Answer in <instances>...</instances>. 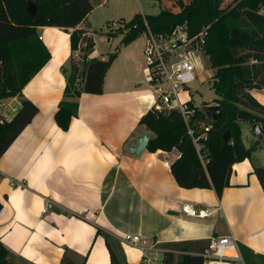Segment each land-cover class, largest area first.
Masks as SVG:
<instances>
[{
  "label": "crops",
  "instance_id": "0c3cea01",
  "mask_svg": "<svg viewBox=\"0 0 264 264\" xmlns=\"http://www.w3.org/2000/svg\"><path fill=\"white\" fill-rule=\"evenodd\" d=\"M87 25L86 17L77 29L93 39L88 59L105 61L114 52L116 57L102 93L75 99L78 113L67 131L59 129L54 115L65 100L72 61H78L70 50L71 31L37 29L50 59L24 86L22 97L38 112L0 158V241L10 264H61L65 259L110 264L109 248L124 264H162L163 244L228 235L264 256V193L253 172L264 168L263 138L252 136L251 125H240L251 155L233 166L220 197L210 189L180 188L170 172L177 150L129 151L143 134L153 137L139 125L154 100L143 72L144 41L139 37L122 45L117 37L114 52L96 55ZM250 95L264 105V89ZM19 108L17 97L2 100L0 117L10 121L12 109ZM47 202L52 208L43 214ZM186 203L206 216L182 213ZM125 236H138L140 242ZM182 257L174 252L171 264Z\"/></svg>",
  "mask_w": 264,
  "mask_h": 264
},
{
  "label": "trees",
  "instance_id": "16d2710c",
  "mask_svg": "<svg viewBox=\"0 0 264 264\" xmlns=\"http://www.w3.org/2000/svg\"><path fill=\"white\" fill-rule=\"evenodd\" d=\"M155 15H136L126 24L121 44L126 45L143 35L147 29L154 34H169L173 28L186 25L190 36L206 29L204 52L214 70L212 87L221 115L211 122L203 148L197 152L188 135V127L197 129L206 123L209 105L194 109L188 126L177 111L169 113L149 110L140 120L153 134L148 140L149 152L177 150L179 157L171 164L170 172L176 184L183 189H210L220 197L229 187L235 164L249 159L251 150L245 148L237 114L245 109L255 111L264 135V106L250 95L253 89H264V0H232L223 6V0H190L179 2L175 8L165 7ZM28 3L36 7L32 18ZM161 5V6H162ZM93 10L89 0H0V101L19 98L20 108L10 121L0 117V158L23 129L37 114V107L22 97L24 86L47 64L50 53L42 43L37 29L59 28L70 32V50L81 53L80 61H72L63 96L54 115L56 125L67 131L72 118L77 117L75 99L82 93L100 95L103 79L116 57L110 53L107 60L88 59L94 48L92 37L77 29ZM82 68V72L79 71ZM81 76V77H79ZM76 81H80L76 84ZM250 114V113H249ZM229 132V140L223 134ZM202 158V160H201ZM264 193V168L254 167ZM1 210V205H0ZM209 240L163 244L166 250L162 264L173 262L174 252L182 253L179 264H203L202 254ZM245 264H264V256L239 246ZM110 264L121 263L109 248ZM0 264H10L9 252L0 241ZM61 264H71L63 260Z\"/></svg>",
  "mask_w": 264,
  "mask_h": 264
},
{
  "label": "built area",
  "instance_id": "2783aa9c",
  "mask_svg": "<svg viewBox=\"0 0 264 264\" xmlns=\"http://www.w3.org/2000/svg\"><path fill=\"white\" fill-rule=\"evenodd\" d=\"M206 36V29L190 36L185 24L176 26L167 35L154 34L149 29L143 34L142 55L146 82L154 92L151 110L164 113L177 111L188 126L190 117L194 113V109L189 108V103L192 104L193 99L188 85L200 75L201 63L198 54L206 56L204 52ZM81 56L79 50L72 52L75 60L80 61ZM210 106H218V104L212 102ZM16 111L12 109L10 119ZM205 117L206 123H199L197 129L188 127V135L197 152L203 148L200 141L206 140L207 132L211 129V121L208 120L207 114ZM51 208L52 204L47 202L42 213H47ZM181 211L190 217L206 216V214H198L188 203L182 205ZM125 239L133 244L140 242L138 236H125ZM202 258L203 264H245L238 243L231 235L210 239ZM149 263L148 261L146 264Z\"/></svg>",
  "mask_w": 264,
  "mask_h": 264
},
{
  "label": "rangeland",
  "instance_id": "374dc122",
  "mask_svg": "<svg viewBox=\"0 0 264 264\" xmlns=\"http://www.w3.org/2000/svg\"><path fill=\"white\" fill-rule=\"evenodd\" d=\"M162 1L164 2L163 4H165V7L175 8L179 2L187 3L190 0ZM223 1V6H226L232 2V0ZM90 2L93 6V10L87 15V23H89V25H87V29L92 34L97 44L96 55L105 54L108 51L114 52L116 45L119 44L116 42V38L123 37V35L126 33L127 22L130 21L134 16L141 13L142 15H155L159 13L160 9L163 8V5L160 4L158 0H90ZM262 13L264 14V11H262ZM112 38L114 40L108 43L107 40ZM143 41L144 38L143 35H141L139 42L142 43ZM198 57L201 63V69L199 72L200 75L195 81L188 85V90L192 95V104L195 107L201 109L205 104L210 105L216 99V95L212 87V77L214 75V70L210 68V64L206 56L203 54H198ZM143 72L144 76L146 77L144 62ZM79 83L80 81H76V84ZM245 110L253 116L259 115L255 111L248 109ZM241 122L240 125L243 124L245 127L250 126L248 122ZM252 136L255 137L253 132ZM261 138L264 140V135H262ZM244 141L248 143L246 139ZM157 264H160V260L157 262Z\"/></svg>",
  "mask_w": 264,
  "mask_h": 264
},
{
  "label": "water",
  "instance_id": "95a60500",
  "mask_svg": "<svg viewBox=\"0 0 264 264\" xmlns=\"http://www.w3.org/2000/svg\"><path fill=\"white\" fill-rule=\"evenodd\" d=\"M27 11L30 14L32 18L36 16V7L32 3H28L27 6ZM221 115V109L219 106H210L208 113H207V118L211 122H216L220 118ZM237 119L238 121H245L248 122L251 125V130L255 134V136H258L261 138L262 134V129L260 126V123L257 122V118L249 113H246L244 111H240L237 114ZM211 126V125H210ZM148 134H143L140 136L137 140V146L132 147L129 149L130 153L138 155L140 154L143 150L146 149L147 143H148ZM229 140V132H225L223 134V141L227 142Z\"/></svg>",
  "mask_w": 264,
  "mask_h": 264
}]
</instances>
